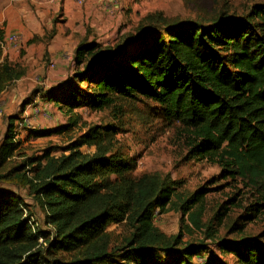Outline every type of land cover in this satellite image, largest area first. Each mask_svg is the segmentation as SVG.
Segmentation results:
<instances>
[{"label": "trees", "instance_id": "16d2710c", "mask_svg": "<svg viewBox=\"0 0 264 264\" xmlns=\"http://www.w3.org/2000/svg\"><path fill=\"white\" fill-rule=\"evenodd\" d=\"M220 17L205 27L155 12L142 19L138 32L143 33L122 37L104 53L100 44L81 43L73 74L47 92V99L69 114L87 107L112 110L114 116L121 113L118 104L154 102L169 125L187 136L193 159L216 163L225 179L253 191L257 198L243 216L251 224L264 217V4L242 17ZM4 37L0 29V95L25 75L19 64L3 59ZM76 83L87 84V90ZM19 117H8L0 143L3 181L15 178L10 166L21 144ZM69 121L54 133L78 126L77 119ZM33 131L37 137L50 135ZM115 134L113 126H92L69 147L70 154L56 158L46 152L34 159L35 174L22 184L55 228L53 241L44 235L47 249L39 246L40 233L18 198L0 192V264H228L203 242L183 245L181 237L167 236L154 224L155 211L169 207L200 229L206 191L179 198L175 183L150 175L132 178L135 160L113 153ZM84 147L94 153H82ZM115 224L130 235L116 236L109 230ZM236 229L242 238L218 241L219 253L231 255L234 264H264V228L256 236ZM212 236L206 233L207 239Z\"/></svg>", "mask_w": 264, "mask_h": 264}, {"label": "rangeland", "instance_id": "374dc122", "mask_svg": "<svg viewBox=\"0 0 264 264\" xmlns=\"http://www.w3.org/2000/svg\"><path fill=\"white\" fill-rule=\"evenodd\" d=\"M261 3L264 4V0H133L132 5L137 6V12L133 14L131 8L127 13H131L132 17L128 16L126 25L121 24L115 32L119 33L123 29V35L107 45H101V52L117 46L126 35L143 33L142 30L138 32V28L142 19L150 13L159 12L168 20L177 23L196 22L206 27L220 19L222 13L233 18L242 17L252 6ZM45 60L47 63L36 73L43 71L44 76L20 79L0 95V143L5 136L9 116H20L16 124L19 128L17 141L21 143L10 166L16 168L15 178L9 181L0 180V192H7L21 202L33 230L40 233L39 246L47 249L44 235L53 241L56 234L54 226L47 223V210L31 194L28 186L22 184L24 180H31L35 174L34 159L42 157L46 152L56 158L68 155L69 147L88 128L113 126L116 133L112 143L113 153L127 160H135L136 167L131 173L132 178L137 180L144 175H150L167 183H175L179 198H189L197 190L206 191L201 219L203 226L200 229L191 223L188 216H183L181 211L169 210V207L166 212L159 209L155 211V226L167 236L181 237L183 245L203 242L209 246V252H214L213 254L228 264H234L231 255L219 253L216 243L240 240L242 237L237 233L236 227H242L246 236H256L262 232L264 217L251 224L243 220L244 208L257 198L252 194L253 191L238 180L225 179L224 172L216 163L193 159L188 153L187 136L177 125H169L162 116V109L152 101L138 100L133 104H118L117 108L121 109V113L116 116L112 110L95 112L87 107H81L69 114L55 106L54 102H46L49 96L47 92L59 86L54 83V79L47 76L48 69L54 63L50 62L48 56H45ZM19 65L24 68L26 75L31 73L34 76L36 67L25 63ZM75 87L87 90V84L76 83ZM38 94L42 112L35 120L30 118L31 126L21 127L29 104H38L34 102ZM70 118L79 121L77 127L65 134L54 133L58 127L68 124ZM34 129L42 134L49 132L50 135L37 137ZM81 151L88 155L94 153L93 148L84 147ZM31 162H34L33 165ZM23 174L25 178L22 177ZM208 226L212 231H208ZM109 230L120 238L129 236L131 232L117 224L112 225ZM207 232H213L212 238L207 239Z\"/></svg>", "mask_w": 264, "mask_h": 264}, {"label": "crops", "instance_id": "0c3cea01", "mask_svg": "<svg viewBox=\"0 0 264 264\" xmlns=\"http://www.w3.org/2000/svg\"><path fill=\"white\" fill-rule=\"evenodd\" d=\"M77 1L0 0V29L5 36L20 34L22 38L19 47L3 53V59L10 64L36 67L34 76L27 73L22 80L44 76L43 71L36 73L47 63L45 56H48L55 70L48 69L47 76L60 86L74 72L79 44L107 45L123 35V29L115 32L121 24L126 25L127 17L131 16L127 12L131 8L133 14L137 12L133 0L117 3L115 0H82L81 5ZM39 100L38 94L34 102L39 104Z\"/></svg>", "mask_w": 264, "mask_h": 264}, {"label": "built area", "instance_id": "2783aa9c", "mask_svg": "<svg viewBox=\"0 0 264 264\" xmlns=\"http://www.w3.org/2000/svg\"><path fill=\"white\" fill-rule=\"evenodd\" d=\"M120 0H115V3L119 2ZM78 4H82L83 1L82 0H78L77 1ZM21 41L22 38L20 36V34H10L4 37V39H2L1 42V47L3 50V53L8 52V49L12 48V47H19L21 45ZM55 64H51V68H54ZM28 110L25 112V117L23 118V120L21 121L20 126L21 127H29L31 126L30 124V118L31 120H35V118L37 116H39V114L42 112L39 105L38 104H31L28 106L27 108ZM1 112V110H0ZM16 132H17V136L19 135V128H16Z\"/></svg>", "mask_w": 264, "mask_h": 264}]
</instances>
